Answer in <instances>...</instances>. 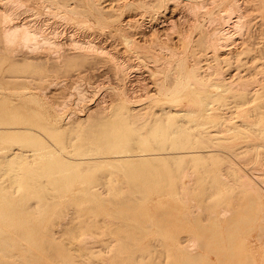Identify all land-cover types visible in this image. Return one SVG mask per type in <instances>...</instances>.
Returning <instances> with one entry per match:
<instances>
[{
	"label": "rangeland",
	"instance_id": "rangeland-1",
	"mask_svg": "<svg viewBox=\"0 0 264 264\" xmlns=\"http://www.w3.org/2000/svg\"><path fill=\"white\" fill-rule=\"evenodd\" d=\"M8 1L0 0V20L2 19V14H3L4 10H7V9L9 10L8 7H10V11L12 10V12H13L16 10V12H13V15H12V17L14 16L12 18L13 19L12 24H14L16 22L15 24H23V25H28V24L30 25L31 24L34 26L36 23L35 27L37 26L38 27V28L36 27L37 29H39V27H42V28H40L41 30H43L44 29L43 27L45 26L46 28L43 30L44 35L46 34V36L49 35V37H54L53 39L57 40V42H59L60 44L57 45L55 43H52V44L50 43L53 46L52 47L48 43L42 44L41 43L42 41H41L40 42L41 45L39 47H37L38 49L34 47V50L31 49L32 46H30V48L26 47L25 46L26 43L25 44L22 43L24 45H22V44L17 45L14 43H13L14 45H12V44L10 45L9 43H11V42L9 40H7L8 37L6 38V36H5L6 33H4L1 29L2 22L0 21V110H1L0 111V116H1L0 121L2 120V123H4L5 118L2 119V117L6 116V118H7L6 122L4 124H2V123H0V124L6 125L8 123V126H10V125H13V126L21 125V127H23V128H21L22 129L21 134L19 133L20 135L18 134V132L15 133V134H17V136H15V134L13 135L12 133L8 132V133H6V137H4L5 135H2L3 137L0 136V140H2V142L4 141V144H2V142L0 141V147H2L1 145L4 146V145L8 144L7 142H11V144H12L13 142L19 141L20 142L19 144H17V145L15 144V146L13 145L11 147H13V148L14 147L15 148L21 147L24 149H27L26 147H29L28 148L29 150L35 149V148H36L35 150H37V149L40 150V147L42 145H44L45 150L46 149L50 150V148H53V149H51L52 152H54V150H56V151L58 150L57 152L56 151L55 152L59 156H64V154L67 155L68 153H69L68 155H70V156H77L79 154L76 155L75 152H78V153L81 152L84 148H86L89 145V143H91L93 138L96 139L97 135L100 134V132H99L100 128L99 127H100V122L103 121L102 118H105V117L115 118L116 114L120 110V106L123 102L126 103L127 105L132 106V107H135V105H136V107L141 108L142 111H153V109L154 110L157 109L158 106H155L156 102L166 98V96L168 95L167 93L170 92L171 87L175 84V83H172L173 81H172V76H171L172 72L175 70V67H177L180 64V61L182 60L184 65H186L185 69L190 68L189 66H193L194 62L196 61L197 54L200 55L198 60L200 61L199 65H200L201 75H204L206 78H208L215 71H220V72H222V76L229 78L230 80L231 79L234 80L233 82L235 84L234 83H230V84H232L231 85L233 88L232 90H234V89L235 90H234V92L233 91L232 92L231 91L226 92L227 95L232 94V93L235 94L237 92H243L244 93L245 91H247L252 86H259L260 87L261 84H264V80H263V78H264V0H237L238 1L237 3L239 4L238 6L240 7V9H242L241 12H243V15H244L243 16L244 20L242 19L243 23L241 21V23L244 25H242L243 27H240L241 29L239 28L238 30H236L235 28H233L231 26L234 24L232 22H234L236 19V16L233 17V15L235 13H237L238 10H235V13H233L232 16L228 14V12L230 11L229 7H230V1L231 0H17V4L15 2L16 0H8ZM7 2H8V4H7ZM165 2H167L168 5ZM12 3H13V5H12ZM92 3H93V5H94V3L96 4V6L98 7V10L100 9L105 13L104 18H103V16L102 17L99 16V14H98L99 12H98V10H96L97 7L94 9L92 7ZM12 6H13V8H12ZM189 6H191L192 9H190ZM195 7L197 9H194ZM235 8H238V7L235 6ZM15 13H16V15H15ZM224 13L226 14V17H228L227 15L230 16V17H228L229 21L227 19L225 20V18H224L225 14ZM213 17H214V19H213ZM216 18L218 21L216 20ZM220 18L221 19L223 18V20L226 21V22L222 21L224 23L223 24L224 29L221 26L222 22L220 24ZM213 20H216L217 22H215ZM25 21H26V23L27 22L28 23L26 24ZM39 22L41 24H39ZM37 23H38V25H37ZM227 23H229L230 26ZM211 24L214 27H212ZM251 25H252V28L250 27ZM219 27H221L223 29V31H228V29L230 28L229 33H232V36L230 38V45L228 47L229 49L225 50V51L219 50L218 53L220 54V56L217 53V50H215L214 48L211 47V45L208 44L213 39L216 38V37L213 38L212 36L213 35L216 36V34H214V33H215V31H217V29H218V31H220L221 28L219 29ZM225 28L226 29L228 28V29L226 30ZM53 29H54V31H53ZM51 30H52V33H51ZM218 31H217V33H218ZM230 31H234V32H230ZM236 31H237V33H236ZM54 33H55V35H54ZM237 35H240V36H237ZM126 37H128L131 41H133V43L131 44V41H130V43L126 42L127 41L125 39ZM207 38H209V39L207 40ZM211 38H213V39H211ZM203 39H205V40H203ZM88 40L94 42V44L97 45L96 48H94L95 50H93V48L91 49L90 47L88 48V45L85 43V42L88 43L89 42ZM93 40H95V41H93ZM78 41L82 42V43H79ZM204 41H207V43L205 42V44H204ZM232 41H234V42H232ZM236 41H237V43H236ZM53 44H55V45H53ZM45 45H47V47ZM28 46H29V44H28ZM43 46H45V48ZM168 47L171 48V50H168L169 49ZM51 48H53V49H51ZM162 48L164 50L167 48V51H164ZM28 50H30V51H28ZM172 50L173 51L175 50L174 51L175 57L172 56L170 58V57H168V55H170L172 53ZM170 51H171V53H170ZM168 52H169V54H168ZM216 53H217V55H216ZM221 53L225 57H222ZM177 54L179 56H177ZM226 54H228V55L226 56ZM139 55H141L142 57L140 58ZM156 55H158L160 57V60L163 62H161L159 59L156 60V58H155ZM217 56H218V60H217ZM168 58H170L169 60H171V61H169L171 64V65L169 64L170 66L167 65L169 62H167V64L165 63L166 59H168ZM162 59H164V60H162ZM165 65H167V66H165ZM164 66L166 67V71H165ZM207 66H208V68H207ZM207 69H209V70H207ZM170 73H171V75H170ZM259 75H261L262 77ZM157 80H159V81H157ZM156 81L158 83H156ZM236 82H237V84H236ZM246 82H248V83H246ZM237 85L239 86V89L237 88L238 87ZM247 85L248 86L251 85V87L250 86L248 87ZM241 86L243 88H240ZM193 91H194L193 87H191L189 85L186 89V95L192 94ZM248 97H250L249 94H248ZM248 97L247 96L245 97L247 99H245V98H234V96H233V99H232V97L230 99L226 98V100H228V102H227V105H225V106L226 107L228 106L227 109L230 108L229 111L231 110V108L234 109L233 111L231 110L230 113H233L235 111V109H238V113H239V111L241 112L242 106L243 107L245 106L244 102L246 103V106L249 105L248 104L249 101H246V100L250 99ZM126 101H128L130 104ZM254 102L255 103L257 102L256 103L257 105H255ZM254 102H252L253 105H251L252 104L251 103L248 107L245 106L246 107V108L244 107L245 111L242 109L244 112L243 111L241 112V113H246V114L249 111L253 114L255 112L254 115H256L257 117L254 116L253 114H251L250 112L248 113L249 115L247 114L248 117L245 114V116L247 117L246 119H248L250 117L253 120L252 121L253 124L257 123L258 121H262L263 120L262 118H264V100L254 101ZM146 106H148V108H146ZM238 107H240L241 109ZM188 108H189V106H188ZM251 108H252V110H250ZM18 109H20V111ZM21 110H23V111H21ZM17 111H19V112H17ZM236 111H235L234 115L236 114L237 117H235L233 114H231V116L233 115L234 117L232 116L233 120H230V123L235 122V128L237 130L239 129L237 132H235L237 134L232 133L233 130H230V131L228 130L229 132L227 130L223 131V132H228V133H224L225 137L221 136L220 138H223V139L221 140L220 138H218L219 141L217 139H215L214 141H216V140L217 141L213 142L210 145L211 148L216 147V149L214 148V152L215 151L217 152V150H219V152H218L219 154L215 152V154H211V155L210 154L197 155V156H190L187 158L181 157L182 159L179 157L169 158L168 159L169 162H167L168 160L167 161L165 160V163L168 164L167 166L164 163H163V165L160 166V163L158 164V162H156V164H158V165H155V166L151 165V167L153 166L152 168H154V169H158L157 168V166H158L163 171H165L166 169H168L169 171L173 170L174 173L172 175L173 176L172 178L174 179V182L176 184H178V187L184 186V190H183V187L180 189L178 188L177 190H179L178 191L179 196H178V194H176V195L173 194L172 196H167V197H161V198L156 197L153 200L147 201L145 203L147 207L145 205H143L144 207L147 208L148 211H145L142 209L143 211H145L146 214H141V217H138V219H148V216H147V215H149L148 213L154 214L156 212V210L160 211L161 209H163V211L170 210V212L166 213V215H165L166 218H168V220H169V222L166 221L167 227H165V229L162 232H158L159 234L155 230H153V228H152L151 230H149L146 233L147 234L146 238L140 242L148 243L147 241L151 240V242H153V244L151 242L149 244L153 245L154 247L155 246L159 247L158 244H160L162 242H164L165 245H172V244L177 245V244L181 243L180 245H186V246L187 245L190 246L191 245L190 243L194 242L193 245L196 248V246L198 245L197 244L198 241L196 242V235H198V233L200 232L197 230L198 228H197L196 222L199 223V226L201 225L203 228L206 227L205 229L208 230L210 227V224L212 222L213 216H214V218L215 217L218 218V216H219L218 214L221 213L220 217H222V218H220V217L218 218V220H220V223H221L220 230L213 233L209 229V231H211V234H209V232L207 230L203 229L202 231L204 233L203 232H200V233L201 234L203 233L202 235H204L205 232L207 231L206 233L208 235L205 234L204 236H209L212 234L216 235L219 239L215 240L214 241L215 243H222V241H223V244H226V245H227V242H228V245L232 242H233V244L236 245V244L241 243V241H243L245 243L246 249H248L249 251L251 250L253 252V254H254L253 258L251 257V259H249V258H246L244 256L242 258L241 257L240 258H233V260H232V257L230 254L231 250L227 249L226 252H227L228 256H227V254H225L226 256L222 255L220 259H218V257H216V255H218L217 253H216V255L211 253L210 254L211 256L215 255V256H212L213 258L211 256L203 257V258H201V261L199 260L200 259L199 258L198 261L200 263H198L197 259H195L194 261H196V263H198V264H223V263L226 264L227 261H228L227 264H232L231 261L233 262V264H247L246 262H248L247 260H249L248 263H250V264L251 263H253V264H264V253H263L264 245L262 247V244H264L263 243L264 235H261V234L259 235V233H262L261 231L257 232L260 229L262 230L264 228V226H263L264 221L262 220V222H260L261 220L259 219L260 217L262 218L264 216V214H261V212L263 213V210H264L263 209L264 197L262 200L258 199L259 201L257 199H254L255 201L252 198L250 199V195H249L250 192L247 189V187L243 185V184H245V182L243 183L244 180L242 177V173H244L245 176L247 174L252 180H254V178L256 177L255 180H256L258 186H260V184H261L262 188L264 189V182H263L264 176H261L262 175L261 173L264 172V170H263V168H264V147L257 148L258 150L257 149L256 150L258 152L255 151V149L254 150L250 149L251 148L250 146L252 144L249 143L250 141L248 142V140L250 137L249 134L251 132V124H252L250 122L251 120L249 121L250 124H248L249 122L244 121L245 118L243 119V114L240 113V115H239V114H237ZM257 112H258V115H257ZM26 113L28 115V116L26 115L28 117V118L27 117L26 118L31 123L26 121L27 119H25V120L22 119V118H24ZM34 113H36V114H34ZM133 113H138V112L134 111ZM18 115L20 117H18ZM29 115H31V117H30L31 119L34 117V120L37 123L39 122L41 124L40 125L36 124L34 122V120H31L29 118ZM238 115H239V117H238ZM250 115L251 116L253 115V116L251 117ZM8 116L9 117L11 116V117L9 118ZM67 118L69 119L68 121H67ZM260 118H261V120H260ZM12 120H13V122H12ZM188 120H193V117H189ZM66 121L68 122V124ZM50 122L53 124H51ZM9 123H10V125H9ZM244 123H245L246 127H247V124L249 125V127H247V128L244 127ZM14 124H17V125H14ZM24 124H26V126ZM54 124L57 126L58 125L62 126L61 130H60V134L58 133L59 135L58 134L57 135H58V137L63 136L62 140H65V143H63L64 141L63 142L59 141L58 140L59 138L57 136H55V135L53 136L50 133L51 132L50 129L52 130V127L55 126ZM27 125L29 126V128ZM233 126H234V124H233ZM24 127L26 128V130H24L25 129ZM48 128H50V129L48 130ZM149 128L150 127H148V126L146 127V129H149ZM235 128H233V129H235ZM23 130L24 131L28 130L29 131L28 133H32V134H29L27 137L26 134H28V133L23 132ZM234 131H236V130H234ZM238 132L239 133L241 132L243 134L242 136H240L241 138H239L238 135H240V134ZM9 133L12 134V135H10V137H8ZM24 134L26 137L24 136ZM226 134L230 137V139L228 136H226ZM30 135H32L31 138H34V136H35L34 143L33 142L32 143L27 142L28 139H31ZM236 135L238 138H235ZM11 136H13V137H11ZM243 136H244V138H242ZM245 137H247V138L245 139ZM224 138H225V140L226 139L230 140V141L226 140L229 142V144H227L228 142L224 141ZM231 139H234V140H231ZM220 140L223 141L222 143H226V145H228V146H226L225 144H222ZM243 140H245V141H243ZM21 141H23V142L26 141V145L23 146L21 144ZM55 141L58 142L59 144H57ZM74 141H76V142L80 141L81 142V143L77 144L78 148L76 147L77 146L76 144L73 145V143H75ZM257 141H259V142L261 141L262 143L264 142L263 139H260ZM54 142H55V144H54ZM84 142H85V144L83 145ZM217 142L219 143V145H217L218 144ZM52 143H53V145H55V147H53ZM60 143H62V144H60ZM230 143H231V145H230ZM247 143H248V145L249 144L250 145L247 146ZM29 144H31L32 147ZM202 144H203L202 142L196 141L194 144H192V146L190 148H192L193 150H203V149L208 148L207 145H205V144L202 145ZM8 145H10V143ZM57 145L59 147H57ZM70 145L73 148H70ZM81 145H83V146H81ZM194 145H196V147ZM16 146H18V147H16ZM198 146L200 148H198ZM210 146H209V148H210ZM75 148H77V149L74 151ZM41 149H43V148H41ZM47 150H46V152H48ZM71 150L74 152H72ZM67 151H68V153H66ZM33 152L35 153L34 155L29 156L30 158L23 159L22 163L17 165V168L20 167L19 171H17L18 169L16 167H15L16 169L11 168L12 170L6 169V168H4L5 170L4 169L2 170L3 167L0 169V197L2 198V196H5V197H3V199L0 198V206L2 204L1 207H3L4 203L8 204L10 202L13 204L15 203L16 205H20L21 203L22 204H28L29 203V205L31 207L28 209V211L26 209L25 210L27 212H29V211L31 212V213H29L30 214L29 217L32 218L31 220L33 221V223L35 221V224H39V223H36V221L40 220V217L43 216V215L41 216V213H39V212H43V210H44L42 205L44 203H47L46 201H48L49 204H51V205H53L52 203H54L55 201H57V202L60 201L59 205L60 204H62V205L56 207V208H60V209L55 210V208H54V211L58 210V212H59V214H57V218L55 219L54 223H51V221L48 222L47 220L45 221L46 224L48 223V225H50L49 226V233L50 234L52 233L53 235L55 234L54 236L56 237V240H57L56 242H65V243H70L72 241L73 242H81L79 240L77 241L76 239L70 240V239H68V237L72 236V235H77V236L86 235L87 236L89 234V236H93V237H88V239L90 240V241L88 240L89 243L90 244L96 243L95 245H97V247L100 246V248H102L101 252L104 255V257L110 258L109 254L115 252L114 251L115 246H117L118 244L121 243V240L119 241V239H118V235L120 236L123 234L124 235L128 234L127 231L129 229L128 228L129 226L125 227V225H123L122 222H120L121 220L119 221L118 218L113 219V218H108L105 216L103 217V215L98 216L96 214L87 215L85 222L82 221L83 220V217L81 215L82 209L74 207L73 206L74 201L69 202V199L67 200V197L69 195L70 196L72 195V192H69L67 190H65L66 192L63 191L64 192L62 194L63 197H61L60 199H53L54 200L53 201L52 198L50 197V196H52V194L50 193V195H48L49 193H46L43 190V187L39 185V184H41V185L43 184L41 181L48 180L47 179L48 177H46V176H40L39 177V173L42 171V168L44 167V164H45L44 160L42 161V158L39 155L40 152L38 150L33 151ZM60 152L63 155L60 154ZM70 153H72V154H70ZM216 155H218V156H216ZM221 155L223 158L226 159L225 161L221 157ZM172 159L173 160L175 159L174 161H176L177 163L174 161L172 162L171 161ZM28 160L31 161L32 163H34V165H32L31 162L29 163ZM40 160L43 162V163L41 162V165L39 164ZM3 161L4 160H2V158H0V162H3ZM37 161H39V162H37ZM184 161H185V163H184ZM186 162H188L189 165L188 164L187 165L189 167L187 165H185ZM27 163H29V164H27ZM182 163L184 164V166H182L183 165ZM260 164H263V165H260ZM28 165L29 166L32 165L30 170H29ZM36 165H40L39 170H38V166H36ZM109 165H110L109 163H103L100 165V167L99 166H95V167L93 166V168L91 167V168H89V170L94 171V170H96L97 167H99L98 169L100 170L104 167L103 170H107V171L112 170L113 171L114 167H110L112 165H110V166ZM117 165H119V163ZM126 165H128V164H126ZM219 165H221L222 167L221 166L219 167ZM256 165H257V167H256ZM23 166H25V167H23ZM122 166H125V164H123ZM169 166L171 167L172 170H170ZM261 166H263V168ZM34 167H35V169H34ZM146 167H149V165L148 166L146 165ZM162 167L165 168V170ZM254 167H256V169ZM24 168H26V170ZM36 168H37V170H36ZM125 168L126 167L121 168L122 170H120V173H118L119 171L116 173L111 171L112 174H109V177L107 178L108 181L105 183L106 185L103 183V185L100 184L98 186L99 197H100L98 200L101 202L100 199L102 198V201H103V198L105 197L104 198L105 201L102 202L103 203L102 207L107 205L108 201L111 202L112 199H114V198L119 199L118 197H122V196L127 194V192H128L127 186L128 185L125 182L127 180V177L124 174L126 172V171L124 172ZM257 168L258 169L261 168L260 171L258 170L259 173L257 172ZM13 169H14V171L17 172V174H15L16 177L18 175L17 178H15V176H11V178L9 177L10 176L9 174L12 172L7 174L9 171H13ZM31 169H32V172H33V170H35L36 172L31 173L30 172ZM239 169H240L241 173L236 171V170L239 171ZM7 170H9V171L7 172ZM20 170H21V173H20ZM89 170H87V173H86L85 169H83V170L81 169V171H80V169H78V172L79 173L82 172L81 173L82 175L86 174L88 177L89 174L90 175L92 174L91 171H89ZM168 170H167V172H168ZM185 170H189L188 171L189 174L186 171L185 175H183V171H185ZM252 170H254V171H252ZM27 171H28V173H27ZM37 171H39V172L37 173ZM218 171L221 174L222 173L223 174L219 175ZM83 172H85V174ZM250 172L252 173V175H249V174H251ZM24 173L29 174V175L31 173V175L30 176L29 175L21 176ZM122 173L125 175V177H124V175H122ZM32 174L33 175L37 174L33 177L34 179L31 177V176H33ZM186 174H188V175H186ZM190 174L192 175V177ZM208 174H209V176H208ZM215 174L218 175V176H216V178H215ZM240 174H241V176H240ZM181 175H182V179H183L182 182H181ZM237 175H238V177H237ZM221 176L225 177V178L227 177V178L221 179ZM258 176H261V177H258ZM19 177L20 178L22 177L23 179H20ZM123 177H124V179H122ZM25 178H29V179L27 180ZM187 178H190L191 180H189ZM193 178H194V180H193ZM209 179H210V181H209ZM227 179H228V182L226 181ZM26 180L28 181V183L26 182ZM110 180H111V182H113V184L110 182ZM185 180H186V182H185ZM187 180H188V182H187ZM239 180L241 181L240 183H239ZM260 180L262 183L260 182ZM21 181L24 183L21 184ZM37 181H39V182H37ZM219 181L221 183H219ZM33 183L38 184V185H36V187H35V186H33L34 185ZM114 183H115L116 187L114 186ZM121 183H123L124 185ZM222 183H223V185H222ZM20 184H21V186L24 184H26V185L30 184L29 186L32 185L33 188L30 187L31 188L30 190H33V191L35 190V188L38 187L36 189V192L39 191L40 193L39 192L38 193H39V195L41 194L40 196L44 195V192H45L46 193L44 195L45 198L43 196L41 198L38 197L39 196V195L37 196L38 193H36L35 191H34L35 193L32 191L30 192L28 190V186H27V188L25 187L26 185L21 187ZM199 184L201 185V188H200ZM203 184H205V185H203ZM212 184H213V187H212ZM234 184H236V185H234ZM47 185H49L50 187H53L52 184L48 183ZM121 185L123 186L122 188H121ZM186 185L190 187V188L189 187L186 188L188 191L185 190ZM238 185H239V189L237 190ZM240 185H242V189L244 187H245V189L242 190ZM3 186H6V187H4L5 189H2ZM202 186H205V187H202ZM210 186H211V188H210ZM214 186H217V187H214ZM261 186H260V188H261ZM233 187L236 188L235 191H234ZM22 188L23 189L26 188L27 189L26 191L30 192L29 194L33 193V195H36V196H33L32 194L30 196L27 193L28 196H30V199H28L29 197L27 196L26 191L22 192L23 191ZM198 188H199V190H198ZM202 188H204V189H202ZM205 188H207L208 190ZM230 188H232V189H230ZM200 189H202L203 191L201 190L202 191L201 192ZM246 189L248 191H246ZM189 190L192 193V195L189 192ZM205 190H206V192L210 191L211 193L206 194ZM212 190H213V192H212ZM240 190H242L241 194H240ZM185 191L187 193L189 192L190 196L193 199L192 200L190 197L189 200H186L187 206L185 205V200H183V198L188 199L189 194H187ZM197 191L200 194V196L197 193ZM236 191H237V193L239 191V193L236 194L235 193ZM101 192H102V194H101ZM183 192L187 196L184 197ZM193 192L196 195H198V197L195 195L196 197L194 198ZM200 192L202 194H204V197ZM230 192H232V193L230 194ZM247 192H249V193L247 194ZM263 192H264V190H263ZM7 193H8V195H7ZM20 194H23L26 198ZM239 194L241 195L240 199H239ZM16 195H17V197H16ZM206 195H208V196H206ZM245 195H247V197H245ZM7 196H9V197H7ZM46 196H48L47 197L48 199H46ZM108 196L110 197L109 200H107ZM177 196L180 197V199L177 198ZM227 196H229V198ZM6 197H7V200H6ZM35 197H37V198H35ZM202 197L203 198L206 197L204 202L201 201V200H204V199H201ZM226 197H227V201H226ZM18 198H21L19 200L25 199V201H26V199H28L29 201H26L25 203H24V201L23 202L21 201V203L18 204V202H20V201L17 202ZM196 198H199L201 200L196 199ZM248 198L250 199V201L255 202V208L252 209L251 202H249ZM13 199H15V201ZM41 199H43L44 201L46 200V201L41 202ZM195 199L199 200V201L195 202ZM241 199H243V200H241ZM247 199H248V201H247ZM63 200H64V202H63ZM180 200L182 201V204H181ZM191 201H194L195 205H191V203H190ZM2 202H4V203H2ZM77 202L80 204H85V203L87 204L88 203L84 199L78 200ZM200 202H203V203H200ZM248 202L250 204H248ZM166 203H167V205H165ZM217 203L225 204L226 208L224 207V205L221 207L220 206L221 204H219L220 210H221V208L223 209V207H224V209L221 210V212H220L218 210ZM54 204H56V203H54ZM198 204L200 206H201V204H202V206H204V207L200 208L201 211L198 209V207H200V206H197ZM238 204H240V206H242V204L244 206V204H245L246 207L245 206H244V208H243V206L240 207V206H238ZM77 205H79V204H77ZM233 205L235 206V208ZM62 206L64 207V209L62 208ZM193 206H196L197 208L196 207L193 208ZM227 206H228V208H227ZM205 207L207 209H205ZM249 207H250V210H249ZM259 207H261L262 211H261V209H259ZM3 208L2 209L0 208V209L5 210V208L4 209ZM189 208H190V210L192 208V210H191V211H193L192 215L195 214L194 211L197 212L193 216L194 219H193V217H191L192 215L190 214L191 211L189 210ZM195 208L198 210H195ZM237 208L239 210H237ZM6 209L9 210V208H6ZM225 209H227V211H225ZM245 209H246L247 213L242 211V210L245 211ZM49 210H50V208H49ZM216 210L218 211V214H217ZM229 210H231L230 212L234 211V213L232 212V215H231V213H229L231 215L230 217L228 214ZM44 211H47V210H44ZM60 211H62L63 213H61ZM187 211L189 214L187 213ZM209 211H210V214H209ZM259 211H261V212L259 213ZM200 212H203L204 214H202ZM239 212L242 214L241 217H239V215H241ZM180 213L181 214L184 213V215L187 213L186 216L189 215L188 216L189 220L186 219L187 217H184L183 215L180 216ZM205 213H207V214H205ZM236 213H238L239 215L236 216ZM68 214H70V215L68 216ZM222 214H225V217H223L224 215H222ZM260 214L262 216H259ZM203 215H204V217H203ZM207 215H211L210 218L208 217L209 218L208 222L206 221V220H208ZM247 215H248V217H247ZM255 215L258 216V219L260 221L258 219H256L257 216H255ZM178 216L181 219L178 218ZM182 216L184 217V219L182 218ZM233 216H234V218H233ZM243 216H244V219L241 222H239V226H238V228H236L237 231H234V233H233V235H235L234 240L226 239L227 238L226 234L228 236L231 235V232L227 231V229L230 227L231 223L233 222L235 224L237 221H240ZM60 217H62V218H60ZM198 217H200V218H198ZM104 218L107 219L108 221H106ZM196 218H197V220H196ZM225 218L226 219L228 218V220H227L228 222L231 220L229 218H233V221L231 220L230 221L231 223H229L230 225H228V222H226V220H224L225 222L221 220V219H225ZM235 218H236V220H235L236 222H234ZM36 219H38V220H36ZM198 219L200 221H198ZM18 220H20V219L18 218ZM252 220L253 221L255 220L254 222L257 221L256 224L254 222H252ZM62 221H64V222H62ZM184 221H187V222L190 221V222L185 223ZM202 221L204 223H202ZM247 221H248V223H247ZM107 222L112 223L111 226L109 224L107 225ZM117 222H118V224L121 223L122 228H123V231H120V233L118 232L119 234L117 233V231H116L117 234L115 233V229L120 227V226H118ZM179 222H180V226H178ZM244 222H246V223H244ZM105 223H106V226H109V228L107 227V230L109 229V231H107V232L105 230L106 229ZM189 223H191V225ZM243 223L246 225H244ZM258 223H259V226L261 225L260 227L263 226V228L258 229L259 226L258 227L256 226V225H258ZM19 224H20V222H19ZM26 224H28V223H26ZM26 224L24 225V228L22 230L23 232H21V233H23V235L30 233V231L27 230ZM80 224H82V225H80ZM91 224H92V226H91ZM113 224H117L116 228H113V227H115V225L113 226ZM181 224L184 226L182 227ZM226 224L228 225V227ZM17 225L18 224L14 225L15 227L13 225H11L9 227L6 226L2 232L5 235L9 234V236H12L14 234L13 236H17L16 230L18 227H20V225L19 226H17ZM28 225H30V224H28ZM88 225H90V226H88ZM224 225H226L224 228L225 229L227 228L226 229L227 233L225 232L224 229L222 230ZM69 226H70V228H69ZM97 226L99 229L95 228ZM186 226H188V227H186ZM11 227L16 228L15 229L16 234L14 232H12L13 228H11ZM29 227L30 226H28V229H29ZM57 227L59 228V230ZM79 227H80V229L82 227H84V228H82L84 233L82 232V230L80 231ZM87 227L91 231L86 229ZM110 227H112V230L113 229L114 230L111 231ZM181 227H182V229H181ZM184 227L186 229H184ZM248 227L250 230L252 228V231L248 230L247 229ZM254 227H255V229H254ZM256 227H257V229H256ZM7 228H9L10 231H8ZM232 228L234 229L235 227H233V225H231V227L229 229L232 230ZM101 229H103V232ZM245 230H247V231H245ZM73 231H75V232H73ZM174 231L178 234V239H176V238L174 239V238L169 237V234L175 233ZM197 231H198V233H197ZM263 231H264V229H263ZM80 232L82 235H80ZM109 232H112L111 235ZM125 232H126V234H125ZM21 233H20V235H21ZM94 233H96V234H94ZM133 233L135 235L141 234L139 231H134ZM156 233L158 235H160L161 238H160V236L156 237L155 236ZM240 234H242V235H240ZM262 234H264V233H262ZM252 235H254L255 237ZM102 236H104V238ZM112 236H114V237H112ZM115 237H116V240L118 239L117 240L118 244H117V241H115ZM179 237H181V238L179 239ZM189 237H191V239H189ZM90 238H92V239H90ZM93 238H95L97 240L93 241L94 240ZM194 238H195V240H194ZM258 239H260V240H258ZM110 240H112V241H110ZM188 241H190V242L188 243ZM203 241H204V243L206 242V244L209 242L208 239L205 240L203 238L202 242L199 245L203 246V244H204ZM98 242H99V244H97ZM135 242H137V241H135ZM258 242H262V243L259 244ZM17 243L21 244V243H26V242L24 240H21L20 242L17 241ZM186 243H188V244H186ZM162 246H164L163 243H162V245L160 244L159 248H161ZM198 246H197V248H198ZM188 248L193 249V251L195 249L194 247H192V248L188 247ZM197 248H196L195 252L198 250L205 252L204 248L200 247L201 249H204V250H201L200 248H198V250H197ZM105 251H106V253H105ZM163 254H165V253H163ZM223 256H224V258H223ZM161 257H162V255L160 257H158L159 259L157 258L156 260H154L155 263L153 262V264H157V263L158 264H160V263H162V264H164V263L165 264H170V263L173 264L176 262V260L174 261V259H173L175 257H172V255H170L169 258L166 254L164 255V258L163 257L161 258ZM170 258L173 259L172 260L173 262H170L171 261ZM168 259L170 261H168ZM175 259H177V258H175ZM221 259H222V261H225V262H220ZM250 260L251 261L254 260V261L251 262ZM194 261L191 263H185V264H195ZM181 262H179V260H177L176 264H182ZM183 264H184V262H183Z\"/></svg>",
	"mask_w": 264,
	"mask_h": 264
},
{
	"label": "bare ground",
	"instance_id": "bare-ground-1",
	"mask_svg": "<svg viewBox=\"0 0 264 264\" xmlns=\"http://www.w3.org/2000/svg\"><path fill=\"white\" fill-rule=\"evenodd\" d=\"M6 1H8V0H6ZM8 2H7V4H8ZM15 2L17 4V0ZM237 2H238L237 0H231L230 1V7H229L230 8V11L228 12V14L232 16L233 13H235V10H238L237 13H235L233 15V17L236 16V19H235V21L233 20L234 22H232V23H234V24L231 25L236 30H238L240 27H243L242 25H244V24H242L243 23L242 19H243V16L244 15H243V12H241L242 9H240V7L238 6L239 4ZM165 3L167 4V2H165ZM12 5H13V3H12ZM94 5L92 3V7L95 9L97 6H96L95 3H94ZM235 6H237L238 8H235ZM189 7H190V9H192L191 6H189ZM8 8H9V10L8 9L7 10H4V12L2 14V19L0 21L2 22L1 29H2V31L4 33H6L5 36H6V38L8 37L7 40H9L11 42V43L8 42L10 45L11 44L12 45H14V44H17V45L20 44L21 45L22 43H24V44L26 43V45H25L26 47H29L30 48V46H32L31 49L34 50V47L35 48L39 47L41 45V43L42 44H44V43L45 44H47V43L48 44L55 43L57 45L60 44L59 42H57V40L53 39L54 37H49V35L46 36V34L44 35V33H43L44 31L43 30L46 28L45 26L43 27L44 28L43 30L40 29L42 27H39V29H40L39 30V29H37L38 28L37 26H36L37 28L35 27L36 23H35L34 26L31 25V24L30 25L29 24L28 25L15 24L16 23L15 21H14L15 23L13 22L14 24H12V20H13L12 18L14 17V16L12 17V15H13V12H16V10L12 12V10L10 11V7H8ZM12 8H13V6H12ZM194 9H197V8L195 7ZM96 10H98V7L96 8ZM98 12H99L98 13L99 16L100 17L103 16V18H104V14L105 13L102 10H100V9L98 10ZM15 15H16V13H15ZM229 15H227V16L230 17ZM228 17H226V14H225V17H224L225 20L226 19L228 20ZM213 19H214V17H213ZM216 20H217V18H216ZM216 20H213V21L217 22L218 20L217 21ZM222 21L223 22H226V21L223 20V18L222 19L220 18V24H221ZM241 21H242V23H241ZM223 22H222V25H221L222 28L224 26L223 25L224 24ZM25 23H26V21H25ZM39 24H41V23L39 22ZM227 24L229 25V23H227ZM37 25H38V23H37ZM212 27H214V26L212 25ZM250 27L252 28V25ZM220 28L221 27H219V29ZM222 28L220 29V31H218V29H217L218 33H217V31H215L214 34H216V36L213 35L212 37L213 38L216 37V38L215 39L211 38L213 40L210 43H208L209 45H211L212 48H214L215 50H217V53H218L219 50L225 51V50H228L229 49L228 47L230 45V38L232 36V33H229V29L230 28L229 29L227 28L228 31H223L224 28L223 29ZM53 31H54V29H53ZM230 32H234V31H230ZM51 33H52V30H51ZM55 33H54V35H55ZM236 33H237V31H236ZM237 36H240V35H237ZM125 39L127 40L126 42H129L130 43L131 40L128 37H126ZM208 39L209 38H207V40ZM203 40H205V39H203ZM93 41H95V40H93ZM234 41H232V42H234ZM205 42L207 43V41H204V44H205ZM79 43H82V42H79ZM85 43L88 45V48L89 47L91 49L93 48V50H95L94 48H96V46H97L92 41H89L88 43L85 42ZM132 43H133V41H131V44ZM236 43H237V41H236ZM24 44H22V45H24ZM28 44H29V46H28ZM55 44H53V45H55ZM45 46L47 47V45H45ZM45 46H43V47L45 48ZM51 49H53V48H51ZM30 50H28V51H30ZM168 50H171V48H169ZM164 51H167V48ZM174 51L172 50V53L170 51L171 54L168 55V57L171 58L172 56H174ZM217 53H216V55H217ZM222 53H221V56L222 57H225V56H223L224 53L223 54ZM168 54H169V52H168ZM227 55L228 54H226V56ZM177 56H179V55L177 54ZM219 56H220V54H219ZM139 57L141 58L142 56L139 55ZM199 57H200V55L197 54L196 61L194 62L193 66H189L190 68H188V69H185V66L186 65H184L183 61L181 60L180 61V64L177 67H175V70L172 72V75L170 73V75L172 76V81H173L172 83H175V84L171 87L170 92L167 93L168 95L166 96V98H164V99L156 102L155 106H158L157 109H155V110L153 109V111H142L141 108H137L136 105H135V107H132V106L127 105L126 103L123 102L121 104L120 110L116 114V117L115 118H109V117H105L106 119L105 118H102L103 121L100 122V127H99L100 128V130H99L100 134L97 135L96 139L93 138V140L91 141V143H89V145L86 148H84L81 152H79V153L78 152H75L76 155L77 154H79V155H77V156H70V155H68L69 153L67 151L66 152V153H68L67 155L64 154V156H59V155L56 154V152L58 150L57 151L54 150V152H52L51 149H53V148H50L51 151L46 149L48 151V152H46L45 147L42 144H41L42 146L40 147V150L37 149L40 152L39 155L41 156L42 161L44 160V163H45L44 164V167L42 168V171L39 173V177L40 176H46V177H48L47 178L48 180L41 181L43 184L42 185L39 184V185L43 187V190L46 193H49L48 195H50V193L52 194V196H50L52 198V200L53 199H60L61 197H63V195H62L64 193L63 191L67 190L69 192H72V195L71 196L69 195L67 197V200L69 199V202L70 201H72V202L74 201L73 202V206L76 207V208L82 209V212H81V215L83 217V220L82 221L85 222L87 215L96 214L98 216L99 215H103V217L105 216V217L113 218V219L114 218H118L119 221L121 220L120 222H122V224L125 225V227L126 226L127 227L129 226L128 227L129 229L127 231L128 234H126V232H125L126 235H124V234L123 235H120V236L118 235L119 241L121 240V243L119 242L120 244H118V241H117L118 239L116 240V237L117 236L115 237V241H117V244L118 245L115 246V248H114V251L115 252L109 254L110 255V258L104 257V255L101 252L102 251V248H100V246L97 247V245H95L96 243L95 244H90L89 243L90 240L88 239V237H93V236H89L88 233H87L88 234L87 236L86 235H82L81 232H80V235H82V236H77V235L69 236L68 235L69 236L68 239H70V240L76 239L77 241L79 240L81 242H73V241H72L73 243L72 242H70V243L56 242L57 240H56V237L54 236L55 234L53 235L52 233L51 234L49 233V226L50 225H48V223L46 224L45 221L47 220L48 222L51 221V223H54L55 219L57 218V214H59L58 210L57 211H54V208H55V210L56 209H60V208H56V207L62 205V204L59 205V202L60 201L59 202L55 201L54 203H56V204L52 203L53 205H51V204H49L48 201L45 200L47 203H44L42 205V207L44 208V210H47V211H44L43 210V212H39V213H41V216L43 215L42 217H40V220L36 219V220H38V221H36V223H39V224H35V221L33 223V221L31 220L32 218L29 217V215H30L29 213H31V212L30 211L27 212L28 209L31 206L29 205V203L28 204H22L21 201L22 202L24 201V203L26 201H29L28 199H30L31 194L33 195V193H31V194H29V193L31 191L32 192H34V191L36 192V189L38 187L35 188V190L33 191V190H30L31 189L30 187H32V185L29 186L30 184L29 185L28 184L27 185L24 184V185H26L25 186L26 188L28 186V190L30 191V192H27L26 191L27 190L26 188L25 189H23L24 187L22 188V190H23L22 192L26 191V194L28 193L30 195V196H28V194H27V196L29 198L26 199V201H25V199L24 200H19V199H21L24 196L23 195L24 193H23V194H20V195H23L21 198H18V200L16 199L17 202L20 201V202H18V204L21 203L20 205H16L15 203L13 204L11 202L10 203L7 202L8 204H5L4 203L5 201H4L2 203H4L3 204L4 205L3 207L5 208V210H1L3 208V207H1L2 204L0 206V208H1L0 209V264H153L154 260H156L161 255L164 258V255L165 254L168 256V258L170 257V255H172V257L177 258V259L173 258L174 261L176 260V262H177V260H179V262L182 261L181 263L183 264V262H184V264H185V263H191L195 259H197V261H198L199 258H200L199 260L201 261V258L211 256L210 255L211 253L212 254H215V255L217 253L218 255H216V257H218V259H220L222 255L226 256L225 254H227V252H226L227 249L228 250H231L230 251L231 253L230 252L229 253L231 254L232 260H233V258H240V257L242 258L244 256L246 258H249V259H251V257L253 258V256H254L253 252L251 250L249 251L248 249H246L245 243L243 241H241V243L236 244V245L233 244V242L228 245V242H227V245H228L227 246L226 244H223V241H222V243H215L214 241L217 240V239H219L216 235H213L212 234V235H209V236H204L205 234H207L206 233L207 231L209 232V234H211V231L213 233H215L218 230H220L221 223H220V220H218V218L220 217L221 213L218 214V211L217 210H216V212H217V214L219 216L217 215L218 218H216V217L214 218V216L212 215L214 220L212 219V222H211L210 227H209V229L211 231H209V229L208 230L205 229L206 227L203 228L201 225H200L201 226L200 227L199 226V223L196 222L197 228H198L197 230L198 231L203 232L202 231L203 229L207 230L204 235H202L204 232L201 234L200 232L198 233V231H197L198 235H196V242L198 241V243H197L198 245L202 242V239L203 238L205 240H207V239L209 240V242L207 244H206V242L204 243V241H203V243H204L203 246L199 245L201 248H204L205 249V252L199 251L198 248H200V247L196 243L195 244L198 246V248L196 246V248H197L198 251L195 252L196 248L193 245L194 244L193 241H192L193 243H190L191 245L189 244L190 246H188V245L187 246L186 245H180L181 244L180 242H179L180 244H177V245H173V244L172 245H165L164 242H162L164 246H162L161 248H159V247H160V244L162 245V243L158 244L159 247H157V246L154 247L153 245H150L149 244L151 242V240L147 241L148 243H142V242H140V241H142L143 239L146 238V236H147L146 233L149 230H151L153 228V230H155L157 233L158 232H162L165 229V227H167L166 226V221L169 222L168 218H166L165 215H166V213L170 212V210L163 211V209H161L160 211L159 210L158 211L156 210V212L154 214L148 213L149 214V215H147L148 216V219H138V217H141V214H146L145 211H148L147 208H146L147 206H146L145 203L147 201L153 200L156 197H159V198H161V197H167V196H172L173 194H175V195L178 194V196H179V193H178L179 190H177V189L178 188L180 189V188L183 187V190H184V186L181 185L182 187H178V184H176L174 182V179L172 178L173 177L172 175H173L174 172H173V170L170 167L171 165L169 166V168L172 171H169L168 169L165 170V168H163L165 165L162 167L165 171L161 170V168L158 167V166H157L158 169H154V168H152L153 166L151 167V165H154L155 166V165H158L160 163V166H161V165H163V163L166 164L165 163V160L167 161L169 158H177V157H179V158L186 157L187 158V157H190V156L215 154L216 151L214 152V148L216 149V147L211 148L210 145L213 142H216L217 140L219 141L218 138H220L221 136H224V133H228L230 130H233V132L231 131L232 133L237 134L235 132H237L239 129L237 130L235 128V122L234 123H230V120H233L232 116L234 115V113H235L236 110H237L236 111L237 114L240 115V113L243 110L245 111L244 107L246 106V103L244 102L245 106L244 107L242 106V109L243 110L240 107H238V108L241 109V112L239 111V113H238V109H235V111L233 113H230L231 110L233 111L234 109L231 108L230 111H229L230 108L227 109L228 106L226 107L225 105H227L228 100H226V98H229L230 99L232 97V99H233V96H234V98H245L246 96L248 97V94H249L250 97H248V98H250V99L246 100V101H249V103H248L249 105L252 102H254V101L264 100V84H261L260 87L259 86H252L251 87V85H249L251 88H249L244 93L243 92H237L235 94L232 93V94H228L227 95L226 92H230V91L231 92L232 91L234 92V90H235V89L232 90L233 89L232 86H231L232 84H230V83H234L233 82L234 80H232V79L230 80L229 78H226V77L222 76V72H220V71H215L208 78H206L204 75H201L200 65H199L200 61L198 60ZM155 58H156V60H158V59L160 60V57L158 55H156ZM170 58L166 59V62H165L166 64H167V62L171 61V60H169ZM162 60H164V59H162ZM217 60H218V56H217ZM161 62H163V61H161ZM169 64H170V62L167 65H169ZM167 65H165V66H167ZM165 66H164V68H165V71H166V67ZM207 68H208V66H207ZM207 70H209V69H207ZM259 76H261V75H259ZM263 80H264V78H263ZM157 81H159V80H157ZM157 81H156V83H158ZM246 83H248V82H246ZM236 84H237V82H236ZM189 85L191 87H193L194 91H193L192 94L186 95V89H187V87ZM237 88L239 89V86ZM240 88H243V87L241 86ZM245 99H247V98H245ZM126 102H128V101H126ZM256 103H255V105H257ZM251 105H253V103ZM188 106H189V108H188ZM248 106H246V107H248ZM146 108H148V106H146ZM18 110L20 111V109H18ZM250 110H252V108ZM19 111H17V112H19ZM21 111H23V110H21ZM134 111L135 112L137 111L138 113H133ZM34 114H36V113H34ZM231 114H233V115L231 116ZM241 114H243V119L245 118L244 121L249 122L251 120L250 122L252 123L253 120L250 117H249L250 119L249 118L246 119L248 117L246 113H241ZM245 114H246L247 117L245 116ZM251 114H253V113H251ZM254 114H255V112H254ZM26 115H27V113L25 114L24 118H22V119H24V120L27 119L28 118L27 117L28 115L27 116ZM239 115H238V117H239ZM257 115H258V112H257ZM234 116L237 117L236 114ZM254 116H256V115H254ZM18 117H20V116L18 115ZM30 117H31V115H29V118ZM189 117H193V120H188ZM0 118H1V116H0ZM4 118H5V121L4 120L3 121L5 123L7 118H6V116L5 117L3 116L2 119H4ZM262 119H263L262 121H258L257 123H254V124L252 123L251 124V132L249 134L250 137H249L248 142L250 141L249 143L252 144L250 146L251 147L250 149H253V150L255 149V151L258 150L257 148L264 147V144H263L264 142L262 143L261 141L260 142L257 141V140H260V139H263L264 140V118H262ZM31 120H34V117ZM68 120L69 119L67 118V121ZM260 120H261V118H260ZM26 121L30 122L28 119ZM12 122H13V120H12ZM34 122L36 124H38V125L41 124L39 122L37 123L35 120H34ZM250 122L248 124H250ZM0 123H2V120L0 121ZM4 123H2V124H4ZM51 124H53V123H51ZM67 124H68V122H67ZM233 124H234V126H233ZM248 124H247V127H249ZM9 125H10V123H9ZM14 125H17V124H14ZM24 125L26 126V124H24ZM147 126L150 127V128L149 129H146ZM61 127H62L61 125L60 126L59 125L58 126L55 125L54 127H52V130L50 128H48V130L50 129V131H51L50 133L53 136L55 135V136L58 137V135L60 134ZM244 127H246L245 126V123H244ZM21 128H23V127H21V125H17V126L10 125V126H8V123L6 125H1L0 124V136L3 137L2 135H5L4 137H6V133H8V132L12 133L13 135L15 133H17V132H18V134L19 133L21 134V131H22ZM28 128H29V126H28ZM233 128H235V129H233ZM24 130H26V128ZM24 130H23V132H27V133L29 132L28 131L29 129L27 131H24ZM226 130L227 131L229 130V131L228 132H223V131H226ZM234 130H236V131H234ZM10 133H9V135L7 134L8 137H10V135H12ZM25 134H24V136H25ZM29 134H32V133L26 134L27 137H28ZM239 134L240 135H238V136H239V138H241L240 136H242L243 134L241 132ZM15 136H17V134H15ZM226 136H228V135L226 134ZM11 137H13V136H11ZM31 137H32V135H30V138ZM60 137L61 136L58 137L59 138L58 140L61 141V142L64 141L63 143H65V140H62L63 139L62 138L63 136L61 138ZM235 138H238L237 135L235 136ZM242 138H244V136ZM246 138L247 137H245V139ZM34 139H35V136H34V138L28 139L27 142H31V143L33 142L34 143ZM215 139H217V140L214 141ZM220 139L222 140L223 138H220ZM229 139H230V137H229ZM226 140H228V139H226ZM226 140L224 138V141H226ZM231 140H234V139H231ZM0 141L2 142V140H0ZM196 141L197 142H202L203 143L202 145L205 144V145L208 146V148L207 149H203L205 147L204 146L202 148L203 150H193L190 147ZM228 141H230V140H228ZM228 141H226V142H228ZM243 141H245V140H243ZM16 142H13L14 144L13 143L11 144V142H7L8 144L10 143V145L6 144L9 148L6 145H4V146L1 145L2 147H0V158H2V160H4V161L3 162H0V169L2 167H3L2 170L4 168H6V169H11V168H15V167L17 168V165L21 164L22 161H23V159L30 158L29 156L35 154L33 151H37V150H35L36 148L29 150L28 149L29 147H26L27 149H24V148H21V147L20 148H15V147L13 148V147H11L13 145L15 146V144L17 145V144L20 143L19 141L17 143ZM55 142H54V144H55ZM74 142L75 143H73V145L74 144L77 145V144L81 143L80 141L79 142L74 141ZM222 142L223 141H221V143ZM56 143L59 144L58 142H56ZM2 144H4V141L2 142ZM21 144L23 146H25L26 145V141L25 142L21 141ZM60 144H62V143H60ZM84 144H85V142L83 143V145ZM222 144H225L226 145V143H222ZM227 144H229V142ZM29 145H31V144H29ZM52 145H53V143H52ZM83 145H81V146H83ZM217 145H219V143ZM230 145H231V143H230ZM249 145L247 143V146H249ZM194 146L196 147V145H194ZM209 146H210V148H209ZM226 146H228V145H226ZM16 147H18V146H16ZM31 147H32V145H31ZM53 147H55V145H53ZM57 147H59V146L57 145ZM76 147L78 148V145ZM41 148H43L44 150L41 149ZM70 148H73V147L70 145ZM77 148H75L74 151ZM198 148H200V147L198 146ZM74 151H72V152H74ZM218 152H219V150H217L216 153H218ZM60 154H62V153L60 152ZM70 154H72V153H70ZM216 156H218V155H216ZM221 157H222V155H221ZM223 159H224V161L226 160L225 158H223ZM174 160L172 159L171 161L173 162ZM42 161L40 160V162L39 161H37V162H39V164L41 165V162ZM30 162L31 161H29V163ZM156 162H158V164H156ZM167 162H169V160ZM174 162H176V161H174ZM29 163H27V164H29ZM103 163H109L110 165H112V166H110V165L109 166L110 167H114L113 168L114 170L113 171L112 170H108V171L107 170H103V168H104L103 166H102L103 168L99 170L98 168ZM118 163H119V165H117ZM184 163H185V161H184ZM123 164H125V166H122ZM126 164H128V165H126ZM187 164H188V162H186L185 165H187ZM32 165H34V163H32ZM32 165H30V166L28 165L29 166V170L32 167ZM40 165H36V166H38V170L40 169V167H39ZM146 165L147 166L149 165V167H146ZM167 165L168 164H166V166ZM260 165H263V164H260ZM93 166L94 167L95 166H99V167H97L96 170H94L95 169L94 168L93 169L94 171L89 170V168H91V167L93 168ZM182 166H184V164ZM220 166L221 165H219V167ZM23 167H25V166H23ZM123 167H126L124 169V172L126 171L124 174L127 177V180L125 182L128 185L127 186L128 192H127L126 195H124L122 197H118L119 199L114 198L115 200L112 199L111 202L108 201L109 204L107 203V205L103 206L104 207L103 208L102 207V204H103L102 202L105 201V199H104L105 197L103 198V201H102V198L100 199L101 202L98 200L100 198L99 197V189H98V186L100 184L103 185V183L105 184L108 181L107 178L109 177V174H112V172H115L116 173V172L119 171L118 173H120V170H122L121 168H123ZM256 167H257V165H256ZM256 167H254V168L256 169ZM261 167L263 168V166H261ZM19 168H17L18 169L17 171H19ZM24 169L26 170V168H24ZM34 169H35V167H34ZM78 169H80V171H81V169L82 170L85 169V172L86 173H87V170H89V171H91L92 174L91 175L89 174V176L87 177V175L85 174V172H83L85 175H82L81 174L82 172L79 173L78 172ZM36 170H37V168H36ZM167 170H168L169 173L167 172ZM258 170L260 171L261 168H259V169L257 168V172L259 173ZM263 170H264V168H263ZM8 171L9 170H7V172ZM186 171L188 173L189 170L183 171V175H185V172ZM236 171L237 172H240V169H239V171L238 170H236ZM252 171H254V170H252ZM10 172H12L13 174L10 173ZM30 172L33 173V172H36V171L33 170V172H32V169H31ZM38 172L39 171H37V173ZM20 173H21V170H20ZM27 173H28V171H27ZM31 173H30V175H31ZM7 174H9L10 176L9 175L8 176L11 178V176H15V174H17V172L14 171V169H13V171H9ZM124 174L122 173V175H124ZM188 174H186V175H188ZM222 174L219 172V175H222ZM261 174H262L261 176H264L263 175L264 172H262ZM23 175L26 176V175H29V174L24 173L21 176H23ZM35 175H37V174H35ZM35 175H33L31 177L33 178ZM125 175H124V177H125ZM249 175H252V173L249 174ZM208 176H209V174H208ZM216 176H218V175L215 174V178H216ZM240 176H241V174H240ZM261 176H258V177H261ZM17 177H18V175H17ZM17 177L15 176V178H17ZM124 177L122 179H124ZM191 177H192V175H191ZM237 177H238V175H237ZM242 177H243V180H244V181L242 180L243 183L245 182V184H246V185L245 184H243V185L246 186L247 189L250 192V194H249L250 195V199L252 198L253 200L254 199L262 200L263 197H264V192H263L264 189L262 188L261 184H260L261 188H260V186H258V184H257V182L255 180L256 177L254 178V180H252L247 174L245 176L244 173H242ZM222 178H225V177H222L221 176V179ZM20 179H23V178L21 177ZM25 179L28 180L29 178H25ZM187 179L191 180L190 178H187ZM27 180H26V182L28 183ZM182 180L183 179H182V175H181V182H182ZM193 180H194V178H193ZM22 181H21V184L24 183ZM209 181H210V179H209ZM226 181L228 182V179ZM37 182H39V181H37ZM110 182H111V180H110ZM185 182H186V180H185ZM187 182H188V180H187ZM240 182L241 181L239 180V183ZM260 182H261V180H260ZM46 183L47 184L48 183L49 184H52L53 187H50ZM111 183L113 184V182H111ZM219 183H221V182L219 181ZM21 184H20V186H21ZM121 184H123V183H121ZM24 185H22V186H24ZM36 185H38V184H34L33 186L36 187ZM203 185H205V184H203ZM222 185H223V183H222ZM234 185H236V184H234ZM114 186H115V183H114ZM199 186L201 188V185L200 184H199ZM4 187H6V186H3L2 189H5ZM122 187L123 186L121 185V188ZM187 187H189V186L186 185L185 190H187L186 189ZM202 187H205V186H202ZM212 187H213V184H212ZM214 187H217V186H214ZM240 187L242 189V185H240ZM210 188H211V186H210ZM202 189H204V188H202ZM202 189H200V191ZM205 189H207V188H205ZM230 189H232V188H230ZM233 189H234V191L236 190V188H234V187H233ZM238 189H239V185L237 187V190ZM243 189H245V187ZM247 189H246V191H248ZM190 190H189V192H190ZM198 190H199V188H198ZM242 190H240V194H241V191ZM38 192L39 191H37L36 193H38ZM45 192H44V195L46 194ZM189 192L188 193L186 192V193L189 194ZM205 192H206V190H205ZM212 192H213V190H212ZM249 192H247V194ZM39 193L37 194V196L39 195ZM197 193H198V191H197ZM207 193H211V192L208 191V192H206V194ZM231 193L232 192H230V194ZM235 193L238 194L239 191H238V193H237V191ZM101 194H102V192H101ZM183 194H184V192H183ZM193 194H194L193 195L194 198L196 196L198 197V195H196L194 192H193ZM240 194H239V199H240V196H241ZM7 195H8V193H7ZM40 195L38 197H40V198L42 196L44 197V195H42V196H40ZM191 195H192V193H191ZM202 195L204 197V194H202ZM9 196H7V197H9ZM33 196H36V195H33ZM178 196H177V198L180 199V197H178ZM185 196H187V195L184 194V197ZM199 196H200V194H199ZM206 196H208V195H206ZM3 197H5V196H2V198L1 197L0 198L3 199ZM7 197H6V200H7ZM16 197H17V195H16ZM47 197L48 196H46V199H48ZM190 197L191 196L189 194L188 199L183 198V200H185V205L187 204L186 203L187 202L186 200H189ZM203 197L201 199H204V200L199 199L200 197L199 198H196V199H199V200H201V201L204 202L205 199H206V197L205 198H203ZM227 197L229 198V196H227ZM227 197H226V201H227ZM245 197H247V195H245ZM35 198H37V197H35ZM109 198L110 197L108 196V199L107 200H109ZM43 199H41V202H45ZM83 199L85 201H87L88 203L87 204L86 203L85 204H80V203L77 202L78 200H83ZM191 199H192V197H191ZM196 199H195V202L199 201V200H196ZM248 199H247V201H248ZM250 199H249V202H251L252 209H253V208H255V202H254L255 200L254 201H250ZM13 200L15 201V199H13ZM241 200H243V199H241ZM63 202H64V200H63ZM203 202H200V203H203ZM249 202H248V204H250ZM190 203H191V205H195L194 201H191ZM77 204H79V205H77ZM181 204H182V201H181ZM219 204H221V203H217L218 210L221 212V210H223L226 205L225 204H221L220 206L222 207L224 205V207H223V209L221 208V210H220ZM143 205H145L146 207H144ZM165 205H167V203ZM63 206H62V208L64 209ZM197 206H200V205L198 204ZM238 206H240V204H238ZM242 206H243V204H242ZM242 206H240V207H242ZM244 206L246 207L245 204H244ZM244 206H243V208H244ZM194 207H196V206H193V208ZM201 207H204V206H202V204H201V206L198 207V209L200 210ZM6 208H9V210H7ZM49 208H50V210H49ZM196 208H195V210H198ZM227 208H228V206H227ZM234 208H235V206H234ZM142 209L145 210V211H143ZM205 209H207V208L205 207ZM246 209H245V211L244 210H242V211L243 212H246ZM259 209H261V207H259ZM263 209H264V203H263ZM189 210H190V208H189ZM191 210H192V208H191ZM237 210H239V209L237 208ZM249 210H250V207H249ZM188 211H187V213H188ZM225 211H227V209H225ZM230 211L231 210H229L228 214L231 213V215H232V212L234 213V211H232V212H230ZM261 211H262V209H261ZM261 211H259V213ZM60 212L63 213L62 211H60ZM187 213L185 215H184V213L183 214L180 213V216L183 215L184 217H187L186 219L189 220V218H188L189 215L186 216ZM192 213H193V211L190 212L191 215H192ZM194 213L196 214L197 212L194 211ZM200 213L204 214L203 212H200ZM205 214H207V213H205ZM209 214H210V211H209ZM225 214H222V215H224L223 217H225ZM261 214H264V210H263V213L261 212ZM261 214L259 216H262ZM69 215L70 214H68V216ZM194 215H192L191 217H193ZM231 215L229 214V217ZM237 215H239V214L236 213V216ZM183 216H182V218L184 219ZM210 216L211 215H207V219H208V220H206L207 222L209 221ZM234 216H233V218H234ZM241 216H242V214L239 215V217H241ZM255 216H257V215H255ZM203 217H204V215H203ZM247 217H248V215H247ZM18 218L20 220H18ZM60 218H62V217H60ZM178 218H180V217L178 216ZM198 218H200V217H198ZM220 218H222V217H220ZM233 218H229V219H231L233 221ZM236 218L234 219V222H236L235 221ZM263 218H264V216L262 218L260 217L259 218L261 220L260 221L258 219V216L256 217V219H258L260 222H262V220L264 221ZM193 219H194V217H193ZM243 219H244V216L242 217V219L240 221H237L235 224L233 222H232L233 223L232 224L230 222L231 220L228 222L227 221L228 218L227 219L226 218L225 219H221L222 221L226 220V222H228V225H230L229 223H231V225H233V227H235L234 229L232 228V230H231V229H229L231 227V225H230V227L228 228L230 231L226 228L228 232H231V235L228 236L226 234L227 231L224 228L227 224L223 226L222 230L224 229L225 232H226V233L224 232L226 234V237H227L226 239H232V240H234L235 235H233V233H234V231H237L236 228H238L239 222H241ZM105 220L108 221L107 219H105ZM196 220H197V218H196ZM198 221H200V220L198 219ZM254 221L252 220V222H254ZM19 222H20V224H19ZM62 222H64V221H62ZM184 222L186 223L187 221H184ZM188 222H190V221H188ZM256 222H254V223L256 224ZM15 223L18 224L17 226L20 225V227H18L17 230H16L17 231V236H13L14 234L12 236H9V234H6L5 235L2 232L5 229L6 226H8V227L11 226V225L14 226V225H16ZM26 223H28L30 225H28ZM202 223H204V222L202 221ZM244 223H246V222H244ZM247 223H248V221H247ZM25 224L27 225V230H29L30 233H28L26 235H23V233H21V232H23L22 230H23ZM108 224L111 226L112 223H108L107 222V225ZM117 224H118V222H117ZM117 224H113V226L115 225V227H113V228H116V225ZM189 224L191 225V223H189ZM80 225H82V224H80ZM228 225H227V227H228ZM244 225H246V224H244ZM28 226H30L29 229H28ZM88 226H90V225H88ZM91 226H92V224H91ZM105 226H106V223H105ZM118 226H120V227L115 229V233H116V231H117V233L118 232L120 233V231H123V228H122L121 223L118 224ZM178 226H180V222H179V225ZM183 226L184 225H182V227ZM256 226L258 227L259 226V223ZM260 226L258 227V229L263 228L264 224H263L262 227H260ZM80 227H79V229H80ZM107 227L109 228V226H106V229H105L106 232L109 231V229L107 230ZM182 227H181V229H182ZM186 227H188V226H186ZM257 227H256V229H257ZM11 228H13V227H11ZM69 228H70V226H69ZM82 228H84V227H82ZM82 228L80 229V231L82 230V232H83V229ZM95 228L97 229L98 226L95 227ZM15 229L16 228H13L14 231L12 230V232H14L16 234ZM86 229H88V227ZM110 229H111V231L114 230V229L112 230V227H110ZM184 229H186V228L184 227ZM247 229L250 230L249 227ZM254 229H255V227H254ZM263 229L262 230L260 229L257 232H260L261 231L262 233H264ZM7 230L10 231L9 228H7ZM58 230H59V228H58ZM88 230H90V229H88ZM101 230L103 232V229H101ZM134 231H139L141 234L135 235L133 233ZM245 231H247V230H245ZM250 231H252V228H251ZM73 232H75V231H73ZM20 233H21L22 236L20 235ZM109 233L111 235L112 232H109ZM157 233L155 234V236L156 237H159L160 235H158L159 233L158 234ZM262 233H259V235L260 234L261 235H264ZM94 234H96V233H94ZM240 235H242V234H240ZM104 236H102V237L104 238ZM252 236H254V235H252ZM112 237H114V236H112ZM169 237L174 238V239L175 238L178 239V234L176 232L175 233H171V234H169ZM160 238H161V236H160ZM180 238L181 237H179V239ZM90 239H92V238H90ZM93 239H94L93 241L97 240L95 238H93ZM189 239H191V237H189ZM21 240H24L26 243H21V244L20 243H17V241L20 242ZM194 240H195V238H194ZM258 240H260V239H258ZM110 241H112V240H110ZM135 241H137V242H135ZM189 242L190 241H188V243ZM151 243L153 244V242H151ZM188 243H186V244H188ZM258 243L260 244L262 242H258ZM263 243H264V241H263ZM97 244H99V242ZM263 245L264 244H262V247H263ZM188 247H190V248L194 247L195 249L193 251V249H189ZM204 249H201V250H204ZM105 253H106V251H105ZM163 253H165V254H163ZM263 253H264V251H263ZM215 255H212V256H215ZM224 256H223V258H224ZM227 256H228V254H227ZM171 258H170L171 261L169 259H168V261L173 262L172 261L173 259H171ZM247 261L249 262V260H247ZM252 261H254V260H252ZM176 262L173 263V264H176ZM194 262H195V264L200 263L199 261H198V263H196V261H194ZM220 262H225V261H222V259H221ZM227 262H226V264H227ZM248 262H246V263L247 264H250ZM231 263L233 264L232 261H231ZM160 264H162V263H160ZM251 264H253V263H251Z\"/></svg>",
	"mask_w": 264,
	"mask_h": 264
}]
</instances>
